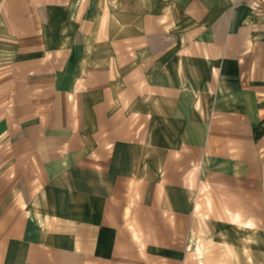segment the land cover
Here are the masks:
<instances>
[{
    "label": "crops",
    "instance_id": "0c3cea01",
    "mask_svg": "<svg viewBox=\"0 0 264 264\" xmlns=\"http://www.w3.org/2000/svg\"><path fill=\"white\" fill-rule=\"evenodd\" d=\"M0 264H264V0H0Z\"/></svg>",
    "mask_w": 264,
    "mask_h": 264
}]
</instances>
